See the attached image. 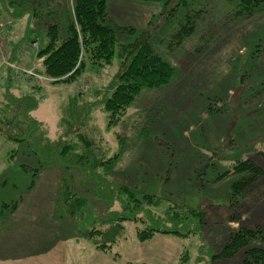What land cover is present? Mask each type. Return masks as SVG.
<instances>
[{
	"label": "rangeland",
	"instance_id": "rangeland-1",
	"mask_svg": "<svg viewBox=\"0 0 264 264\" xmlns=\"http://www.w3.org/2000/svg\"><path fill=\"white\" fill-rule=\"evenodd\" d=\"M106 1L111 8L120 2ZM52 2L73 12V0ZM127 2L119 4L126 18L111 19L118 45L150 32L174 75L166 85L142 90L114 125L103 103L120 68L117 55L109 66L88 65L72 82L38 79V135L78 149L66 157L69 167L58 155L45 165L52 151L0 135V236L13 243L1 264H243L247 248L264 247L252 240L233 258L217 257L238 230L264 226V179L237 192L234 185L249 174L233 172L247 161L264 169V10L236 17L239 0ZM187 14L194 31L179 41L175 34ZM35 26L39 46H26L36 53L46 29L40 21ZM24 30L16 23L12 33ZM28 51L17 61L26 68ZM6 53L10 59L8 43ZM31 61V69L40 66L34 55ZM8 69L0 58V71ZM80 135L93 142L96 163L113 161L86 172L91 160H76L86 145ZM101 179L115 195L107 188L97 193ZM122 187L154 196L159 205L138 215L144 221L122 220L129 214L117 200L126 199ZM75 197L86 200L82 210ZM182 205L205 211L206 220L182 213L171 220L168 212ZM158 225L179 234L140 240L139 230Z\"/></svg>",
	"mask_w": 264,
	"mask_h": 264
},
{
	"label": "trees",
	"instance_id": "trees-1",
	"mask_svg": "<svg viewBox=\"0 0 264 264\" xmlns=\"http://www.w3.org/2000/svg\"><path fill=\"white\" fill-rule=\"evenodd\" d=\"M52 3V0H0V17L12 20L14 23L12 29L16 23L19 25L24 23L25 26L24 31L17 32L15 35L12 33V29L8 32L10 35L8 38L10 59L16 62L21 61L19 48L22 51L24 43L38 42L39 30L35 26L36 21L43 23L46 29V38L37 54L38 58L43 60L35 71L52 83L72 82L82 75L88 65L109 66L117 55L121 61L120 68L114 77L113 87L111 86L112 92L103 103L104 110L109 114L110 125L120 121L142 90L161 87L172 79L174 68L157 53L156 45L152 39L153 34L150 32H142L133 43L118 45L117 29L108 16L106 0H73V12L68 7L66 12H62L60 6L53 7ZM262 10H264V0H239L235 15L236 17H248ZM191 19V15L187 14L185 23L175 34L179 41H182L183 35H189L194 31ZM121 30L129 33L134 32V29L123 28ZM8 70V72L0 71V135L19 143H30L35 140L37 143L35 147L40 152L43 150L52 151L49 154L50 157L44 160L45 165L52 164L54 156L58 155L61 162L69 167L70 162H67L66 157L78 148L45 142L43 134L38 135L41 125L33 116L42 100L39 97L42 85L38 82V78L22 77L16 83L13 71L10 68ZM79 137L86 145L82 148L83 153L77 155V163L83 164L89 159L92 162L89 169L86 167V172H92L96 166L101 167L103 164H110L113 161L111 158L107 162L103 160L96 163V160L94 161L92 158L93 150L90 148L93 146V142L83 135ZM73 160L75 162V157L72 156ZM24 171H28L26 166H24ZM233 172L249 174L248 178H244L234 185V191L237 192L246 189L258 178L264 179V169L251 161L236 164ZM95 188L97 193L104 194L102 189L107 188L108 194L115 195V190L102 179L99 180V184ZM119 193L126 197L125 200H122L120 196L117 199L121 202L123 212L129 211V214L123 216L122 220L140 221L141 219L144 221V218L139 219L138 215L145 211L149 213L146 207L159 205L157 198L148 194L139 196L137 190L122 187ZM68 201L69 199L65 200V202ZM74 201L77 209L84 208L85 199L75 197ZM178 208L177 212H168L169 217H172L171 220H176V217L181 213L185 219L199 215L200 218L206 220V212L199 208L187 205ZM179 224H183L181 220ZM138 232L141 241L151 239L156 233L179 234L177 231L163 229L161 225L149 226ZM252 240L264 242V226L254 230H238L217 257L233 258ZM244 253L243 264H264V247H250Z\"/></svg>",
	"mask_w": 264,
	"mask_h": 264
},
{
	"label": "built area",
	"instance_id": "built-area-1",
	"mask_svg": "<svg viewBox=\"0 0 264 264\" xmlns=\"http://www.w3.org/2000/svg\"><path fill=\"white\" fill-rule=\"evenodd\" d=\"M13 26L14 23L12 20L0 17V58L2 63L6 64L13 71L15 80H19L22 76L35 77L40 80H48L47 78L37 74L35 69L26 68L24 65L18 62L11 61L7 56L6 52L9 34L6 29Z\"/></svg>",
	"mask_w": 264,
	"mask_h": 264
},
{
	"label": "crops",
	"instance_id": "crops-1",
	"mask_svg": "<svg viewBox=\"0 0 264 264\" xmlns=\"http://www.w3.org/2000/svg\"><path fill=\"white\" fill-rule=\"evenodd\" d=\"M120 2H114V3H112L111 5H114V6H112V8L111 7H109L108 6V2H107V12H108V16L112 19V21L114 22L115 20L117 21V19L119 18V19H122V17H124V18H126V16H125V14H124V12H123V8H121V6L119 5V4H122V3H124V4H130L131 2H127L126 0H119ZM117 3V4H116ZM113 9V11L115 12V15H117L118 17H114V14L113 15H111L110 13H109V9ZM110 9V10H111ZM122 9V10H121ZM118 13V14H117ZM10 36V35H9ZM46 38V37H45ZM33 45H35V46H39V44H38V42L37 43H33ZM32 47H34V46H32ZM36 47V48H37ZM36 48H34V49H36ZM20 49V57L21 56H23L24 54H22L21 53V48H19ZM34 49H28V47L26 46V43H24L23 45H22V50H24V51H28V50H30V51H28V52H26V54H25V56H28L29 55V58H30V60L28 61V64H26L25 66H27V67H29V68H33V66L31 65V63H30V61H31V58L33 57V55L36 57V58H38V56H37V54H38V51L40 50H38L36 53H35V50ZM19 51V50H18ZM22 60V59H21ZM37 60V59H36ZM42 60L43 59H39L38 58V61H36L37 63H39V65H40V63L42 62ZM32 62V61H31ZM39 66H37V67H35L34 66V69L36 68H38ZM8 238H5L4 236L3 237H1L0 236V262H5V261H7L8 260V258L6 257L7 256V252L8 251H6L7 250V248H9V247H13V243L10 241V240H7ZM1 264V263H0Z\"/></svg>",
	"mask_w": 264,
	"mask_h": 264
}]
</instances>
